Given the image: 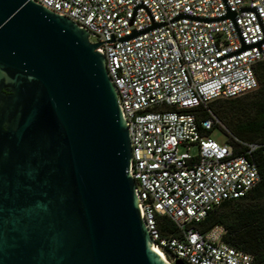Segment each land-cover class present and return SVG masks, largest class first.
I'll list each match as a JSON object with an SVG mask.
<instances>
[{
  "label": "built area",
  "instance_id": "obj_1",
  "mask_svg": "<svg viewBox=\"0 0 264 264\" xmlns=\"http://www.w3.org/2000/svg\"><path fill=\"white\" fill-rule=\"evenodd\" d=\"M31 1L100 44L128 129L140 217L155 248L170 264H252L251 255L223 242V227L201 233L196 226L260 180L254 156L264 144L228 138L221 145L207 133L229 134L210 103L259 87L264 0ZM198 108L206 113L201 130ZM158 217L178 237L162 236Z\"/></svg>",
  "mask_w": 264,
  "mask_h": 264
},
{
  "label": "water",
  "instance_id": "obj_2",
  "mask_svg": "<svg viewBox=\"0 0 264 264\" xmlns=\"http://www.w3.org/2000/svg\"><path fill=\"white\" fill-rule=\"evenodd\" d=\"M99 47L31 0H0V264H170L140 217Z\"/></svg>",
  "mask_w": 264,
  "mask_h": 264
},
{
  "label": "trees",
  "instance_id": "obj_3",
  "mask_svg": "<svg viewBox=\"0 0 264 264\" xmlns=\"http://www.w3.org/2000/svg\"><path fill=\"white\" fill-rule=\"evenodd\" d=\"M258 89L231 100H216L209 109L233 138L264 144V62L255 67ZM197 126L206 117L202 108L193 111ZM210 135V133H207ZM260 180L245 197L223 203L213 210L196 228L207 233L216 226L226 230L223 242L252 256V264H264V148L255 153ZM162 236L178 237V231L165 217H158Z\"/></svg>",
  "mask_w": 264,
  "mask_h": 264
},
{
  "label": "rangeland",
  "instance_id": "obj_4",
  "mask_svg": "<svg viewBox=\"0 0 264 264\" xmlns=\"http://www.w3.org/2000/svg\"><path fill=\"white\" fill-rule=\"evenodd\" d=\"M210 138L216 141L218 144H227L229 135L219 128H215L213 131L210 132ZM191 152H195V148L191 149Z\"/></svg>",
  "mask_w": 264,
  "mask_h": 264
},
{
  "label": "bare ground",
  "instance_id": "obj_5",
  "mask_svg": "<svg viewBox=\"0 0 264 264\" xmlns=\"http://www.w3.org/2000/svg\"><path fill=\"white\" fill-rule=\"evenodd\" d=\"M155 254L159 257V259L162 261V262H165L163 256L161 254H163L160 250L157 249V252H155ZM164 255V254H163ZM162 258V259H161ZM166 258V257H165Z\"/></svg>",
  "mask_w": 264,
  "mask_h": 264
}]
</instances>
